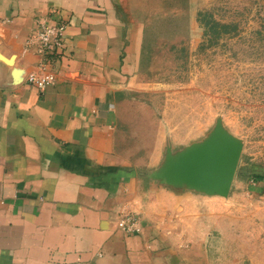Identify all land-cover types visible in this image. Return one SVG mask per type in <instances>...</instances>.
<instances>
[{"label": "crops", "instance_id": "1", "mask_svg": "<svg viewBox=\"0 0 264 264\" xmlns=\"http://www.w3.org/2000/svg\"><path fill=\"white\" fill-rule=\"evenodd\" d=\"M147 3L0 0V264H217L220 198L162 177L172 155L164 166L153 146L140 160L120 128ZM42 18L67 23L44 70L30 43ZM47 73L44 91L28 82Z\"/></svg>", "mask_w": 264, "mask_h": 264}, {"label": "rangeland", "instance_id": "2", "mask_svg": "<svg viewBox=\"0 0 264 264\" xmlns=\"http://www.w3.org/2000/svg\"><path fill=\"white\" fill-rule=\"evenodd\" d=\"M141 70L120 128L143 159L180 161L221 133L241 148L218 196L217 264H264V0H148Z\"/></svg>", "mask_w": 264, "mask_h": 264}, {"label": "water", "instance_id": "3", "mask_svg": "<svg viewBox=\"0 0 264 264\" xmlns=\"http://www.w3.org/2000/svg\"><path fill=\"white\" fill-rule=\"evenodd\" d=\"M241 155V148L219 133L204 148L193 150L177 161L171 156L160 174L173 182H185L211 194L227 195Z\"/></svg>", "mask_w": 264, "mask_h": 264}, {"label": "built area", "instance_id": "4", "mask_svg": "<svg viewBox=\"0 0 264 264\" xmlns=\"http://www.w3.org/2000/svg\"><path fill=\"white\" fill-rule=\"evenodd\" d=\"M66 32L67 23L62 19L42 18L37 22L30 43L35 44L36 51L42 58L43 70L46 69L49 60L60 56V51L65 45ZM28 82L44 91L55 82V75L52 73L31 74L28 77ZM122 224L125 232L136 233L140 230L141 221L136 213H128L123 216Z\"/></svg>", "mask_w": 264, "mask_h": 264}]
</instances>
